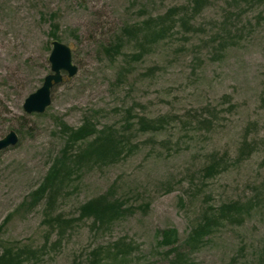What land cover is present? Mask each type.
<instances>
[{"label": "rangeland", "instance_id": "374dc122", "mask_svg": "<svg viewBox=\"0 0 264 264\" xmlns=\"http://www.w3.org/2000/svg\"><path fill=\"white\" fill-rule=\"evenodd\" d=\"M54 40L78 73L28 115ZM86 122L117 156L81 158L96 136L69 144L61 125ZM10 131L0 252L21 264H264V0H0V139ZM64 154L69 174L39 198ZM101 197L120 219L82 216Z\"/></svg>", "mask_w": 264, "mask_h": 264}, {"label": "trees", "instance_id": "16d2710c", "mask_svg": "<svg viewBox=\"0 0 264 264\" xmlns=\"http://www.w3.org/2000/svg\"><path fill=\"white\" fill-rule=\"evenodd\" d=\"M135 29H127L126 32H133ZM53 38H57L56 33H52ZM118 45L109 49L110 53L114 52ZM62 129L69 134V144H79L86 143L92 137L96 136L97 129L96 126L91 124V122L84 123L83 126L75 129L71 128L65 123H62ZM105 134V133H103ZM115 145L111 137L108 136H96L93 143H91L87 150L83 152L82 159L87 157H98L104 159L106 157L117 156L115 154ZM62 159L59 160L49 171L47 179L41 189L36 195L39 198L43 197L51 188H53L57 181H59L62 173H68L67 166L70 162L67 156L64 154ZM82 216L88 218H94L95 221L107 225L121 218L122 215V205L117 201H108L106 197H101L100 199H94L86 203L81 207ZM209 222L201 225L195 230L194 234L191 236L190 244H194L199 240L203 239L207 234H209ZM164 243L170 244V238L176 236L177 232L175 230L163 231ZM172 242V241H171ZM22 258L21 253L14 251L13 249H6L3 253L0 252V264H21Z\"/></svg>", "mask_w": 264, "mask_h": 264}, {"label": "water", "instance_id": "95a60500", "mask_svg": "<svg viewBox=\"0 0 264 264\" xmlns=\"http://www.w3.org/2000/svg\"><path fill=\"white\" fill-rule=\"evenodd\" d=\"M49 63L51 73L45 77L43 85L25 100L23 108L28 115L44 114L52 104L53 89L65 81L64 73L67 74L68 79L74 78L78 73V68L73 63L71 48L58 40L52 42ZM18 143V134L10 131L0 139V152L15 147Z\"/></svg>", "mask_w": 264, "mask_h": 264}]
</instances>
